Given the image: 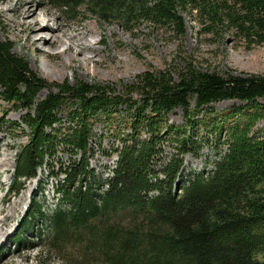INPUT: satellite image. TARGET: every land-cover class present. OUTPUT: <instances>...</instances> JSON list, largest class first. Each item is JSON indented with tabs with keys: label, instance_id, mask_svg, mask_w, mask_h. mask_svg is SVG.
<instances>
[{
	"label": "trees",
	"instance_id": "obj_1",
	"mask_svg": "<svg viewBox=\"0 0 264 264\" xmlns=\"http://www.w3.org/2000/svg\"><path fill=\"white\" fill-rule=\"evenodd\" d=\"M49 1L64 12L85 6L84 14L112 18L129 32L144 21L179 39L185 12L208 38L231 34L247 48L264 44V0ZM43 88L48 93L37 99ZM263 97L264 74L201 70L190 61L145 70L121 91L80 79L48 82L0 40V101L25 109L22 122L29 129L9 187L18 190L48 165L58 196L46 216L50 246L76 247V259L95 254L102 264H264V125L257 126ZM226 99L243 103L194 117ZM175 108L183 110L184 124L170 123ZM102 116L120 142L105 178L89 165L94 120ZM196 126L223 138L226 150L207 174L185 178L182 154L193 151ZM166 145L174 151L158 166ZM34 215L43 216L39 205L30 208Z\"/></svg>",
	"mask_w": 264,
	"mask_h": 264
},
{
	"label": "rangeland",
	"instance_id": "obj_2",
	"mask_svg": "<svg viewBox=\"0 0 264 264\" xmlns=\"http://www.w3.org/2000/svg\"><path fill=\"white\" fill-rule=\"evenodd\" d=\"M14 3L15 0L9 2L12 6ZM9 4L2 5L5 12L0 10V40L8 41L13 54L25 59L30 68L48 82L60 83L64 80L72 82L80 79L90 83H101L121 91L125 84L132 83L136 76L145 70L181 68L186 61L192 62L201 70L264 74V44L247 48L242 41L235 40L231 34L208 38L209 35L199 30L200 25L194 16L185 12H181L185 20V33L182 39H179L171 29L153 27L144 21L138 22L136 29L129 32L112 18H98L90 12L84 14L85 6L72 13L64 12L61 7L50 3L49 0H35L39 24L48 22L49 26L56 27L60 22L65 26L69 24L76 27L79 31L82 30L83 25H87L95 32L90 37V41L95 49V53L91 56L96 64H88L86 71L69 65L63 68L51 54L54 49L45 43H40L39 47L46 49L50 55L44 56L40 53L32 58L31 50L25 46L26 40L13 15L14 12L5 9ZM31 17L32 14L25 18L27 22ZM44 32L45 35L49 33L47 29ZM69 33L74 32L69 30ZM212 37L215 40H212ZM108 46L112 49L114 57L124 58L121 68H115L113 65L115 61L104 58L105 48ZM102 60L110 65L101 66L99 61ZM47 93L46 88L41 89L37 99L45 97ZM258 101L264 104V97ZM242 103L238 99L215 101L210 103L207 109L195 113L194 117H201L206 110L220 112ZM191 105L193 107V102ZM25 113L26 110L20 105L0 101V138L3 139L4 144L1 151L6 160V165L0 167V208H6L8 214L12 216L9 226L4 227L0 235V259H4L5 254L10 251L13 254L12 261L5 264H102L103 258L95 254L84 260L76 259L80 256L78 249L71 245L61 250L51 248V232L46 216L57 207L58 196L55 192V180L49 177L48 165L38 168L35 178L22 181L18 190H11L9 187L16 152L28 139L29 129L22 122ZM59 113L60 118L64 119L63 111L60 110ZM98 119L94 120L92 128L89 165L96 175L105 178L111 174L115 165L117 157L114 149L120 145V142L110 134L111 128L105 118L102 116ZM168 119L171 124H184L183 110L173 109L168 114ZM263 125L264 115L257 121V126ZM193 137L195 139L193 151L182 154V174L185 178L190 173L207 174L214 168L213 162L226 150L223 138L218 139L214 134H207L202 126L194 127ZM6 143L10 145L6 146ZM173 151V148L166 145L163 155L158 160V166L167 160ZM58 154L64 161L66 155L61 152ZM21 195H24V201L21 207L13 212L11 205L15 204ZM33 204L42 208L43 216H29Z\"/></svg>",
	"mask_w": 264,
	"mask_h": 264
},
{
	"label": "bare ground",
	"instance_id": "obj_3",
	"mask_svg": "<svg viewBox=\"0 0 264 264\" xmlns=\"http://www.w3.org/2000/svg\"><path fill=\"white\" fill-rule=\"evenodd\" d=\"M10 0H4L1 2L0 0V10L5 12L2 7L4 3L9 4ZM6 11L14 12V16L17 19V24L21 28V32L23 33L26 43L25 46L28 47L31 51V56L34 58L37 54L42 53L44 56L50 55L46 49L40 48V43H45L48 47L53 48L54 51L51 53L58 60L61 67L65 68L68 65L71 67H75L76 69L80 68L84 71L87 70L88 64L93 63L96 64V61L91 56L95 53V49L91 44L90 37L94 35L93 29L89 28L87 25H83L81 27V31L78 28L72 27L69 24L66 26L62 23L58 22L56 27L49 26L46 24L38 23V13L36 12L35 0H15L14 5H6ZM32 14V17L29 22H27V18ZM45 16V14H44ZM48 30V35L44 30ZM69 30L74 32L73 34L69 33ZM102 34V33H100ZM105 34V33H104ZM106 52L104 54V58H109L110 61H115L114 67L121 68L124 63V58L119 56H113L114 53L112 49L108 46L105 48ZM104 59V60H105ZM104 60L99 61L101 66L110 65ZM53 69V68H52ZM3 139L0 138V167L6 165V160L3 158L2 154V143ZM9 146L10 144H5ZM24 201V195H21L15 204H12L11 210L16 212L22 205ZM6 208H0V214L2 217L0 218V235L3 233L4 227L9 226V222L12 218L11 215L8 214ZM13 254L8 251L5 254L4 259H0V264H5L12 261Z\"/></svg>",
	"mask_w": 264,
	"mask_h": 264
}]
</instances>
